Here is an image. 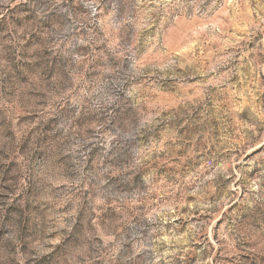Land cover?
I'll return each instance as SVG.
<instances>
[{
    "label": "clouds",
    "instance_id": "1",
    "mask_svg": "<svg viewBox=\"0 0 264 264\" xmlns=\"http://www.w3.org/2000/svg\"><path fill=\"white\" fill-rule=\"evenodd\" d=\"M0 264H264V0H0Z\"/></svg>",
    "mask_w": 264,
    "mask_h": 264
}]
</instances>
